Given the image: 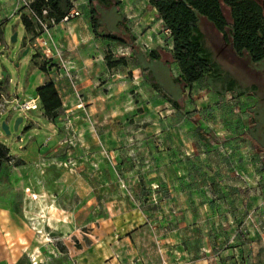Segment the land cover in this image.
<instances>
[{"label": "rangeland", "instance_id": "rangeland-1", "mask_svg": "<svg viewBox=\"0 0 264 264\" xmlns=\"http://www.w3.org/2000/svg\"><path fill=\"white\" fill-rule=\"evenodd\" d=\"M14 1L0 0V103L48 81L63 101L53 121L41 106L0 114L12 130L0 126L10 151L0 175L18 179L3 198L15 264H264V60L238 55L202 16L207 45L246 94H219L212 77L182 91L177 63L164 62L171 32L149 0H94L98 35L90 0H71L84 17L49 21L48 55L34 45L42 27L26 30L25 0ZM111 33L159 50L149 66L178 107Z\"/></svg>", "mask_w": 264, "mask_h": 264}, {"label": "trees", "instance_id": "trees-1", "mask_svg": "<svg viewBox=\"0 0 264 264\" xmlns=\"http://www.w3.org/2000/svg\"><path fill=\"white\" fill-rule=\"evenodd\" d=\"M107 4V0H99ZM91 2V27L95 35L101 26V20L97 14L94 0ZM149 4L156 8L159 18L171 32L174 49L167 51L171 60H166L165 65L170 70L171 63H177L181 74L173 76L176 83L181 85L182 91L191 87L195 82L209 78L219 82L228 81L223 88L211 86L219 94L235 90L238 95L246 94L243 89L236 88V81L223 71L216 60L213 51L206 43V36L201 27V17L207 18L215 28L224 35L238 55H249L254 61L264 60V6L258 0H149ZM223 5L230 9L231 22L229 23L223 11ZM30 7L39 15L47 10L46 18H54L60 22L62 18L73 8L71 0H33ZM26 30L34 32L35 21L29 14L22 16ZM39 32L37 31L35 36ZM108 38L120 43L128 44L132 50V56L140 66L152 87L159 91L169 102L178 107V100L165 92L161 84L153 75L149 63L153 60L162 61L159 50L154 49L148 54L134 44V41H126L120 35L109 34ZM122 62H125L122 59ZM114 63H110L113 66ZM210 85V84H209ZM41 107L44 114L53 121L58 116V111L63 105L60 93L53 81H48L37 88ZM205 138L204 131H199ZM10 156L9 147L0 140V158Z\"/></svg>", "mask_w": 264, "mask_h": 264}, {"label": "built area", "instance_id": "built-area-1", "mask_svg": "<svg viewBox=\"0 0 264 264\" xmlns=\"http://www.w3.org/2000/svg\"><path fill=\"white\" fill-rule=\"evenodd\" d=\"M31 2H28L25 0L24 5L28 9V14L31 18L34 19L35 22H37L42 28L39 34L36 36V42L35 46L40 45L42 50L45 52V54L48 55V52L50 51L51 44H50V29H49V21L55 23L54 18H45V15H47V10H43V15L37 14L31 7ZM82 12L79 9L72 8L61 20V22H68L75 18L81 17ZM41 106L39 97L36 95L33 98L20 101L17 98H6L4 103H0V114L4 113L5 111H31V110H37Z\"/></svg>", "mask_w": 264, "mask_h": 264}, {"label": "crops", "instance_id": "crops-1", "mask_svg": "<svg viewBox=\"0 0 264 264\" xmlns=\"http://www.w3.org/2000/svg\"><path fill=\"white\" fill-rule=\"evenodd\" d=\"M14 4L16 5V10L19 8L17 0L14 1ZM153 10L156 11V8L153 7ZM16 14V12L14 13ZM13 14V15H14ZM156 14L157 11H156ZM84 15L82 13L81 17L75 18V19H83ZM155 16L150 17L151 20H153ZM148 23V22H147ZM9 122V121H8ZM205 139L208 138V134L205 133ZM18 179L16 177L12 176H4L0 175V264H15V260H12L11 255H10V240L8 239V234L11 233L12 227L9 223H6V217L8 214L13 213L12 209L10 210L9 208H6L5 203H4V197L6 195H9V201L12 202L13 197L12 193L13 190L16 188L13 183H16ZM8 182L9 184H2Z\"/></svg>", "mask_w": 264, "mask_h": 264}, {"label": "water", "instance_id": "water-1", "mask_svg": "<svg viewBox=\"0 0 264 264\" xmlns=\"http://www.w3.org/2000/svg\"><path fill=\"white\" fill-rule=\"evenodd\" d=\"M11 40H12L13 42L17 40V33H14V34L12 35ZM28 51H29V48H27V49L24 51V53H27ZM23 119H24V118H23V116H21V115L16 117V119H15V123H14V127H13L15 131H17V130L19 129V126H20V124L23 122ZM0 126H1L2 130H3L6 134L10 135V134L12 133L10 123L8 122L7 119H6V120H3V121L1 122V124H0Z\"/></svg>", "mask_w": 264, "mask_h": 264}, {"label": "flooded vegetation", "instance_id": "flooded-vegetation-1", "mask_svg": "<svg viewBox=\"0 0 264 264\" xmlns=\"http://www.w3.org/2000/svg\"><path fill=\"white\" fill-rule=\"evenodd\" d=\"M260 1V3H262V5L264 6V0H258ZM230 44V43H229ZM234 49V48H233ZM235 51V50H234Z\"/></svg>", "mask_w": 264, "mask_h": 264}]
</instances>
